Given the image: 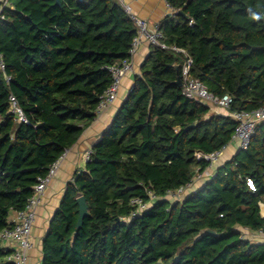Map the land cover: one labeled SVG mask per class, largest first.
I'll return each mask as SVG.
<instances>
[{
	"label": "trees",
	"instance_id": "1",
	"mask_svg": "<svg viewBox=\"0 0 264 264\" xmlns=\"http://www.w3.org/2000/svg\"><path fill=\"white\" fill-rule=\"evenodd\" d=\"M8 0L0 19V232L22 211L39 177L98 115L112 83L108 66L130 57L135 21L118 0ZM173 13L159 29L168 45L193 58L191 75L228 112L264 105V0H167ZM181 12V13H180ZM182 55L157 46L110 125L91 147L85 170L67 184L42 242V264H264V243L239 228L264 232V121L239 149L183 200L156 199L132 216L135 197L151 201L187 186L196 153L231 142L237 121L212 112L175 85ZM13 93L28 122L10 110ZM254 183L251 189L248 180ZM88 214L77 229L78 197ZM210 228L217 236L201 235ZM0 264L12 252L1 246Z\"/></svg>",
	"mask_w": 264,
	"mask_h": 264
},
{
	"label": "built area",
	"instance_id": "2",
	"mask_svg": "<svg viewBox=\"0 0 264 264\" xmlns=\"http://www.w3.org/2000/svg\"><path fill=\"white\" fill-rule=\"evenodd\" d=\"M118 1L123 5L125 10L135 21L138 28V32L132 41L130 57L120 65H112L107 67V69L112 74L113 80L110 86L105 90V92L101 96V99L98 104V113L108 109L111 105L114 104L124 76L128 72H132L134 70L133 56L142 41H147L150 46H157L163 49H169L182 55V87L183 92L186 96L203 104L209 105L211 108H230V105L233 101L230 95L225 94L221 97L216 96L208 90L207 86L202 83V81H200L198 78L192 77L191 67L193 64V58L184 48L175 45H168L165 42L164 34L159 29V23L155 26H150L145 19L136 16L132 12L131 7L128 4L124 3V0ZM165 1L170 7L168 1ZM7 6L8 0H0V19L4 18V9ZM0 73L3 75L6 82L11 81L12 77L10 74L7 73V66L4 54L2 52H0ZM9 104L10 110L16 116V119L22 122H28L21 106L18 103L16 96L13 93H11L9 96ZM229 114L237 121V126L235 132L232 135L231 142L238 141L239 149H247L250 145L253 135L255 134L257 124L261 121H264V105L252 111L238 110L233 111ZM226 147L227 145L221 149L210 153L198 152L196 153V157L198 160L204 159L209 161V167H211L215 162H217L221 158ZM91 153V149L86 152V161L89 160ZM66 154L67 150L50 166L45 176L39 177L38 182L34 186V193L28 199L25 208L22 211L16 212L11 225L4 228L0 232V240L2 242H14L16 245L14 248L11 249L12 252L8 256V260L13 264H29V252L34 246L32 241V229L37 218L36 210L38 206L42 203V198L48 186L55 177L58 169L60 168V165L63 159L65 158ZM209 167H207L203 171L200 170V168H197L195 176L189 184L193 183L198 179L203 178L207 173ZM248 184L251 189L255 190L254 183L251 179L248 180ZM185 187L186 186L180 187L175 190H169L164 197H157L152 192H149V195L151 197V201L149 202H144L141 198L138 197L133 198L131 200V203L135 205L137 209L132 213V216L141 214L147 209H149L152 205V202L156 199L168 200V198H170L176 201L180 200ZM258 232L259 234L264 236V232L262 230H259Z\"/></svg>",
	"mask_w": 264,
	"mask_h": 264
},
{
	"label": "crops",
	"instance_id": "3",
	"mask_svg": "<svg viewBox=\"0 0 264 264\" xmlns=\"http://www.w3.org/2000/svg\"><path fill=\"white\" fill-rule=\"evenodd\" d=\"M124 3L131 7L132 12L136 16L145 19L150 26H155L166 16L173 13L165 0H124ZM150 50L151 46L147 41H142L140 43L133 56L134 70L128 72L124 76L114 104L108 109L98 113L95 120L85 128L78 141L67 150V154L63 159L60 168L42 198V203L36 210L37 218L32 229V241L34 246L29 252V264H42L43 238L48 231L51 218L60 205L67 184L74 180L79 172L85 170L87 162L85 159L86 152L91 149L92 145L101 137L102 132L110 125L115 113L132 88L134 84V76L140 73L141 64L149 54ZM211 110L218 114H229L228 109L223 107H213ZM238 150L239 142H230L225 148L221 158L209 167L205 176L184 188L180 200H183L186 196L199 190L204 183L215 174L217 168L227 160L231 159ZM168 200L170 202L176 201L170 198H168ZM260 207L261 214L264 216V204H261ZM14 217L15 213L11 215V220H13ZM239 229L243 232V237L245 239L255 243H264V236L259 234L258 231H252L247 228ZM1 246L5 249H12L16 245L14 242H2Z\"/></svg>",
	"mask_w": 264,
	"mask_h": 264
},
{
	"label": "water",
	"instance_id": "4",
	"mask_svg": "<svg viewBox=\"0 0 264 264\" xmlns=\"http://www.w3.org/2000/svg\"><path fill=\"white\" fill-rule=\"evenodd\" d=\"M57 3H60L59 0H57ZM181 13V12H180ZM174 68L176 70V80L173 82L175 85L181 87L183 82H182V76L180 73V65L179 64H174ZM78 203H79V218L77 221V225L76 228L79 229L81 228L82 224H83V219L84 217L88 214V205L86 202V198L82 195L80 197H78ZM201 235H213V236H217V232L210 229V228H206L203 229L201 231Z\"/></svg>",
	"mask_w": 264,
	"mask_h": 264
}]
</instances>
